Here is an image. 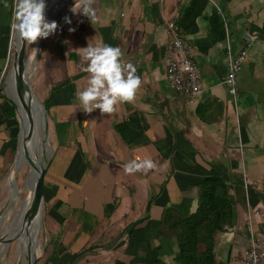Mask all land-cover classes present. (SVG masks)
Here are the masks:
<instances>
[{
  "label": "crops",
  "instance_id": "0c3cea01",
  "mask_svg": "<svg viewBox=\"0 0 264 264\" xmlns=\"http://www.w3.org/2000/svg\"><path fill=\"white\" fill-rule=\"evenodd\" d=\"M191 1L125 0L112 23L88 21L83 32L62 36V78L46 91L54 132L44 183L48 245L36 264H174L170 223L197 212L201 184L212 176L224 179L232 204L231 224L215 237L216 263L244 264L251 239H264V0H208L187 35L203 83L195 100L176 92L166 73L168 24L177 25ZM15 3L0 0V76ZM88 44L118 46L141 77L134 99L111 113H85L76 99L88 76L78 49ZM247 46L234 97L224 82L228 53ZM11 108L0 98V179L19 134ZM144 158L155 167L125 172L124 164Z\"/></svg>",
  "mask_w": 264,
  "mask_h": 264
},
{
  "label": "rangeland",
  "instance_id": "374dc122",
  "mask_svg": "<svg viewBox=\"0 0 264 264\" xmlns=\"http://www.w3.org/2000/svg\"><path fill=\"white\" fill-rule=\"evenodd\" d=\"M49 1L51 0H45V3ZM74 2L75 0H65L55 11L45 16L47 20H55L57 22V29L49 37L41 39L39 57L34 68L31 66L34 59L33 57L30 58V56L33 53V48L38 44L39 38L32 44L27 42L26 55L30 58V67L28 69V76H30L29 81L36 96L46 104H48L49 100L46 91L49 90L53 84H57V81L62 78V73L59 69V67L63 66L65 63V57L63 56L64 49L60 43L62 36H64L65 32L69 31V28L76 29V33L83 32L87 22L90 21L86 16L80 13L74 14L70 10ZM124 5L125 0H93L92 7L95 9V20H93V22H95L98 27H100V22L112 23L113 18L117 20L122 16ZM65 17H68L70 23L65 21ZM14 50L15 47L13 45L11 47L6 70L1 72L0 76V91L5 95L9 104H11L9 99H13V91H10L11 85L6 81L13 66ZM82 61V67L84 66L85 68L88 62L85 59ZM19 117L20 115H18V118ZM19 122L21 125V133L20 135L18 134L16 139L15 156L10 163L9 171L0 179V264H24V262L28 260V255H30L27 250L28 247L25 245L24 241L20 240L19 212L28 192L29 178L33 176L36 165L20 155L19 148H21V137L23 134V123L21 118ZM47 131V141L51 149L49 159L51 160L53 155L54 132L50 119ZM13 168L14 171L11 172ZM42 209L40 210L39 218L33 222L37 240L43 248L42 253L38 256L39 259L43 257L48 245V238L45 234L43 223L45 205L43 213ZM7 229L9 230L8 239L4 237V234L7 233ZM9 240H12V243L8 246L6 251L4 243Z\"/></svg>",
  "mask_w": 264,
  "mask_h": 264
},
{
  "label": "clouds",
  "instance_id": "9594fccd",
  "mask_svg": "<svg viewBox=\"0 0 264 264\" xmlns=\"http://www.w3.org/2000/svg\"><path fill=\"white\" fill-rule=\"evenodd\" d=\"M93 0H75L71 11L86 16L91 22L95 20ZM45 0H16L14 17L11 25L20 38L33 43L38 38H47L57 29L55 20L45 17ZM65 21L70 23L68 17ZM74 29L69 28V31ZM83 58L87 60L85 71L88 73L87 86L76 92V99L82 111L91 113L99 109L101 114L111 113L118 103L130 102L134 99L141 84V77L136 74L135 66L129 61L123 62V53L118 46L109 44L87 45L79 48ZM36 53L38 49L33 48ZM127 173L147 172L155 167L149 158L133 159L124 164Z\"/></svg>",
  "mask_w": 264,
  "mask_h": 264
},
{
  "label": "trees",
  "instance_id": "16d2710c",
  "mask_svg": "<svg viewBox=\"0 0 264 264\" xmlns=\"http://www.w3.org/2000/svg\"><path fill=\"white\" fill-rule=\"evenodd\" d=\"M207 5L208 0L191 1L177 22L182 35L187 36L197 31L196 20ZM259 33L264 38V21ZM65 83L66 81L62 85ZM0 98L7 100L1 91ZM44 104L48 110L49 105ZM8 116H15L13 106ZM231 221L232 204L228 185L221 177L207 178L201 184L197 212L188 217H178L170 223L179 248L174 264H218L214 253L215 237L217 233L224 231Z\"/></svg>",
  "mask_w": 264,
  "mask_h": 264
},
{
  "label": "bare ground",
  "instance_id": "6f19581e",
  "mask_svg": "<svg viewBox=\"0 0 264 264\" xmlns=\"http://www.w3.org/2000/svg\"><path fill=\"white\" fill-rule=\"evenodd\" d=\"M50 15V14H49ZM48 15V16H49ZM18 34L15 31L13 35V45H17ZM41 39L39 38L38 44L35 46L38 51L40 50ZM38 51L31 54L30 58L33 57L34 62L31 66L34 68L36 64V55ZM30 66H28L29 69ZM29 75V74H28ZM22 76L20 81L18 80V71L11 70L7 78V83L11 85L10 91H13V100L16 102L18 107V115H20L23 123V134L21 137V148H19L20 155L23 158H26L28 161L35 163L36 168L38 169L41 165L44 164L45 156L51 155V149L47 143L44 142V131L45 127L41 121L40 109L41 105L32 100L30 96V91L28 90V81L30 76ZM28 78V79H27ZM30 82V81H29ZM22 89L21 96L19 91ZM43 136V137H42ZM14 171V168L11 172ZM36 172V169L34 173ZM33 176L29 178L28 181V192L25 196V199L21 205L19 212V223H20V240L24 241L25 245L28 247L27 250L29 254L34 256H39L43 248L37 240L36 234L33 228V222L39 218L40 210L43 208L36 199L35 186L36 182ZM43 213V209H42ZM42 218V215H41ZM41 221V219H40ZM38 222V221H37ZM7 233L4 234V237L8 239L9 230H6ZM25 261L24 263H26Z\"/></svg>",
  "mask_w": 264,
  "mask_h": 264
},
{
  "label": "built area",
  "instance_id": "2783aa9c",
  "mask_svg": "<svg viewBox=\"0 0 264 264\" xmlns=\"http://www.w3.org/2000/svg\"><path fill=\"white\" fill-rule=\"evenodd\" d=\"M170 40L167 45V79L170 86L192 100L198 99L203 91L201 71L196 60L194 47L175 23L168 24ZM248 39L252 37L247 35ZM250 43L248 44V46ZM248 46L236 56L228 53L225 84L230 93L238 95L237 78L247 57ZM244 264H264V239L253 237L244 255Z\"/></svg>",
  "mask_w": 264,
  "mask_h": 264
},
{
  "label": "water",
  "instance_id": "95a60500",
  "mask_svg": "<svg viewBox=\"0 0 264 264\" xmlns=\"http://www.w3.org/2000/svg\"><path fill=\"white\" fill-rule=\"evenodd\" d=\"M65 0H51L48 3H45V16L47 14H49L52 11H55L56 8ZM18 41H17V45L15 47V50L13 52V66L11 68V70L15 69L18 71V80L20 81L21 77H24V80L26 79L27 75H28V66H29V60L30 58L27 57L26 52H27V42L22 40L20 38V36L18 35ZM13 42V41H12ZM39 52L38 51L37 55H36V62L38 60L39 57ZM10 74V72H9ZM28 79V78H27ZM28 90L30 91V96L32 98V100H34L35 102H37L39 105H41V109H40V114H41V121L45 127V131H44V142L47 143L48 140V126H49V115H48V110L45 106V104L36 96V94L34 93V90L31 86V83L28 81ZM21 92L22 89H20L19 91V95L21 96ZM12 106L15 108L16 114H17V120L19 122V118H18V107L16 102L13 99H9ZM20 125V122H19ZM21 133V125L19 126V135ZM43 137V136H42ZM49 156H45L44 159V164L41 165L38 169L36 168V172L34 173V179L36 182V186H35V192H36V199L38 201V203H40V205L43 207L44 210V183H45V175H46V171L48 169L49 166ZM12 243V240L6 241L5 244V248L6 251L8 249V246ZM1 257V254H0ZM38 256H34L33 254L28 255V260L26 263L24 264H36L38 261Z\"/></svg>",
  "mask_w": 264,
  "mask_h": 264
}]
</instances>
